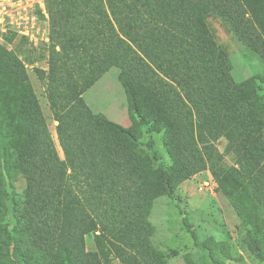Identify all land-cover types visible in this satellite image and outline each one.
I'll return each instance as SVG.
<instances>
[{"label": "trees", "instance_id": "trees-1", "mask_svg": "<svg viewBox=\"0 0 264 264\" xmlns=\"http://www.w3.org/2000/svg\"><path fill=\"white\" fill-rule=\"evenodd\" d=\"M49 67L36 68L66 159L57 151L27 64L0 43V264H165L150 241L154 200L210 169L245 224L264 210V70L232 75L210 18L264 67V0H48ZM119 67L133 123L94 114L83 93ZM164 131L171 164L142 148ZM228 140L236 165L215 144ZM22 192L11 225L9 183ZM96 235L97 251L85 249ZM28 247L23 252V245Z\"/></svg>", "mask_w": 264, "mask_h": 264}, {"label": "rangeland", "instance_id": "rangeland-1", "mask_svg": "<svg viewBox=\"0 0 264 264\" xmlns=\"http://www.w3.org/2000/svg\"><path fill=\"white\" fill-rule=\"evenodd\" d=\"M209 22L217 44L229 55L236 81L245 82L263 72L262 61L248 53L243 42L222 20L212 17ZM49 47L36 50L22 42L14 44L12 49L27 64L48 130L59 156L65 160L57 133L58 121L47 96V81L41 80L35 71L36 68L48 69ZM120 72L119 67H112L83 93V97L94 114H103L129 127L133 117L126 91L120 82ZM261 94L264 96V91ZM164 136V131H151L145 125L141 142L142 148L156 158L157 165L167 167L171 159L165 148ZM227 144L225 137L215 144L216 150L223 154L222 165L237 166L235 153L226 151ZM218 186L210 169H206L182 182L172 196L162 195L154 200L148 217L150 241L162 252L165 264H264V218L256 227L245 224L235 205L223 191L218 190ZM22 188L20 179L9 183L10 191L13 190L8 204L11 225L16 221L15 210L19 200L14 190L19 193ZM97 234H100L99 230L85 235L86 251L98 250ZM22 249L26 253L28 247L24 244ZM104 264L122 263L112 256V260Z\"/></svg>", "mask_w": 264, "mask_h": 264}, {"label": "built area", "instance_id": "built-area-1", "mask_svg": "<svg viewBox=\"0 0 264 264\" xmlns=\"http://www.w3.org/2000/svg\"><path fill=\"white\" fill-rule=\"evenodd\" d=\"M48 0H0V43L9 49L22 42L41 50L50 45Z\"/></svg>", "mask_w": 264, "mask_h": 264}]
</instances>
